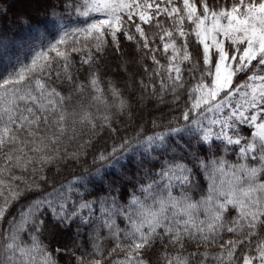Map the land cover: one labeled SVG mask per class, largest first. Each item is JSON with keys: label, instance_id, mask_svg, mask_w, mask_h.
Here are the masks:
<instances>
[{"label": "snow or ice", "instance_id": "6c2138e0", "mask_svg": "<svg viewBox=\"0 0 264 264\" xmlns=\"http://www.w3.org/2000/svg\"><path fill=\"white\" fill-rule=\"evenodd\" d=\"M0 264H264V0H0Z\"/></svg>", "mask_w": 264, "mask_h": 264}]
</instances>
